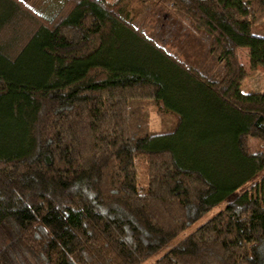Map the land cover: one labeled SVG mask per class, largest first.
Wrapping results in <instances>:
<instances>
[{
	"label": "trees",
	"instance_id": "obj_1",
	"mask_svg": "<svg viewBox=\"0 0 264 264\" xmlns=\"http://www.w3.org/2000/svg\"><path fill=\"white\" fill-rule=\"evenodd\" d=\"M160 7L201 63L146 34ZM263 20L264 0H63L50 19L0 0V264H264V92L240 91L237 59L264 71Z\"/></svg>",
	"mask_w": 264,
	"mask_h": 264
},
{
	"label": "rangeland",
	"instance_id": "obj_2",
	"mask_svg": "<svg viewBox=\"0 0 264 264\" xmlns=\"http://www.w3.org/2000/svg\"><path fill=\"white\" fill-rule=\"evenodd\" d=\"M37 15L50 19L60 10L63 0H19ZM113 2L115 0H108ZM147 35L154 38L156 42L173 52L176 56L190 63H201L205 57L204 45L190 33L183 20L172 13L167 7L158 8L147 24ZM258 33L264 38V20L257 24ZM250 51L239 49L237 59L239 65L245 71V78L240 86L242 93H262L264 92V71L260 67L252 68L250 64ZM162 119L158 113L151 111L149 115V129L152 132H159ZM218 209H214L207 216L215 214ZM204 220H200L190 227L179 238L185 237L191 230L199 226Z\"/></svg>",
	"mask_w": 264,
	"mask_h": 264
}]
</instances>
